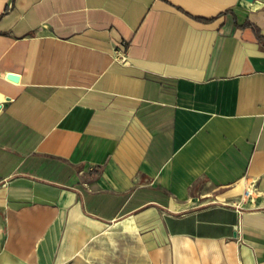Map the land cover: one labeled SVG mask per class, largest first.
I'll return each mask as SVG.
<instances>
[{"label":"crops","instance_id":"0c3cea01","mask_svg":"<svg viewBox=\"0 0 264 264\" xmlns=\"http://www.w3.org/2000/svg\"><path fill=\"white\" fill-rule=\"evenodd\" d=\"M0 264H264V0H0Z\"/></svg>","mask_w":264,"mask_h":264},{"label":"built area","instance_id":"2783aa9c","mask_svg":"<svg viewBox=\"0 0 264 264\" xmlns=\"http://www.w3.org/2000/svg\"><path fill=\"white\" fill-rule=\"evenodd\" d=\"M114 53H115V56H116V59L119 61V62H121V63H125V55H124V53L123 52H121V51H114ZM246 195H249L250 194V191L249 190H246V193H245Z\"/></svg>","mask_w":264,"mask_h":264},{"label":"water","instance_id":"95a60500","mask_svg":"<svg viewBox=\"0 0 264 264\" xmlns=\"http://www.w3.org/2000/svg\"><path fill=\"white\" fill-rule=\"evenodd\" d=\"M244 1H246V2H248V3H253L255 0H244ZM7 78H8L9 80H11V81H14V82H16V81L18 80V76L15 75V74H8V75H7Z\"/></svg>","mask_w":264,"mask_h":264}]
</instances>
